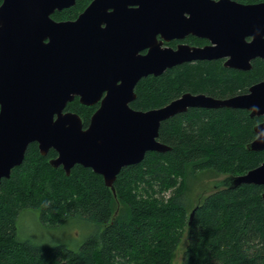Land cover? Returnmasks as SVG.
Masks as SVG:
<instances>
[{
  "label": "trees",
  "instance_id": "1",
  "mask_svg": "<svg viewBox=\"0 0 264 264\" xmlns=\"http://www.w3.org/2000/svg\"><path fill=\"white\" fill-rule=\"evenodd\" d=\"M91 1L76 0L52 17L75 20ZM184 41L208 42L194 35ZM263 80L264 58L248 70L226 67L224 60L184 62L142 78L130 105L159 108L186 92L227 98ZM94 109L75 98L65 111L88 123ZM263 120L227 107L178 113L160 125L158 140L169 149L149 151L122 168L115 193L92 168L76 164L68 175L50 164L54 149L45 156L31 143L22 164L0 185V264H176L180 245L179 264H264V185L225 184L264 162V149L248 148ZM206 173L226 175L223 188L199 192L197 182ZM28 218L47 231L79 222L89 232L77 244L36 239L25 227Z\"/></svg>",
  "mask_w": 264,
  "mask_h": 264
},
{
  "label": "water",
  "instance_id": "2",
  "mask_svg": "<svg viewBox=\"0 0 264 264\" xmlns=\"http://www.w3.org/2000/svg\"><path fill=\"white\" fill-rule=\"evenodd\" d=\"M75 2L0 4V185L36 142L42 155L57 152L53 167L62 166L68 175L76 164L90 167L115 193L122 168L141 162L149 151L169 149L158 140L162 121L195 107L264 116V80L227 98L186 92L159 108L130 105L142 78L182 62L225 59L226 67L250 69L253 59L264 58V2L92 0L75 20L52 17ZM189 35L209 43L163 47L164 41ZM76 97L89 105L101 100L86 128L79 114L65 111ZM255 132L248 148L263 150L264 120ZM225 184L264 185V162Z\"/></svg>",
  "mask_w": 264,
  "mask_h": 264
},
{
  "label": "rangeland",
  "instance_id": "3",
  "mask_svg": "<svg viewBox=\"0 0 264 264\" xmlns=\"http://www.w3.org/2000/svg\"><path fill=\"white\" fill-rule=\"evenodd\" d=\"M185 43H187V42H185ZM195 46H200V45H195ZM201 46H204V45H201ZM196 61H199V60H196ZM189 62H193V61H189ZM182 63H184V62H182ZM194 94H199V93H194ZM225 177H226V175L214 176L213 173L204 174L203 176L200 177V180H198V182H197L198 183L197 186H199V192L204 191V193L206 195L212 191L214 192L215 190H217L219 188H223L224 185H221V181ZM25 227L30 230L29 231L30 233L35 235L36 239H47V240H59V239H61L64 241L73 242L74 244H77L76 242L82 241L84 239L85 235L89 232L88 228L85 226V224L79 223V222H78V224H75V225H64V226L60 227V229H57L54 231H47V230H43L39 226L35 225L31 218L26 219ZM72 229H78L80 232V236L76 237V238H72L70 235V231ZM180 246L177 250V257H176V261H175L176 264H179L181 259H182V252H183L184 245H180Z\"/></svg>",
  "mask_w": 264,
  "mask_h": 264
},
{
  "label": "flooded vegetation",
  "instance_id": "4",
  "mask_svg": "<svg viewBox=\"0 0 264 264\" xmlns=\"http://www.w3.org/2000/svg\"><path fill=\"white\" fill-rule=\"evenodd\" d=\"M161 34H159L158 35V39L160 40L161 39ZM188 37V36H187ZM186 39V38H185ZM185 39H183V40H180V39H173V40H171V41H164V44H163V47H171V48H176L177 49V46L180 44V43H185ZM249 39H251V38H249ZM174 41H177V42H175V44L173 43ZM207 43H209V41L207 42ZM186 44H188V43H186ZM146 52H148V49H145L144 51H142V53H146ZM257 58H260V57H257ZM257 58H255V59H257ZM255 59H253V60H255ZM218 60H224V62H225V59H218ZM252 60V61H253ZM252 63V62H251ZM242 94V93H241ZM104 96H105V94L101 97V99L102 98H104ZM76 98H78V100H79V102L80 103H82L81 101H80V98L79 97H76ZM101 101V100H100ZM100 101H98V102H95L94 104H85V103H82L83 105H85V106H88V107H93V108H95L94 109V111L92 112V115H93V113L100 107V104H101V102ZM91 115V116H92ZM81 119H82V117H81ZM90 120H91V117H90ZM90 120H89V122L88 123H86V121H84L83 119H82V122H83V124H84V127L86 128V127H88V125H89V123H90Z\"/></svg>",
  "mask_w": 264,
  "mask_h": 264
}]
</instances>
